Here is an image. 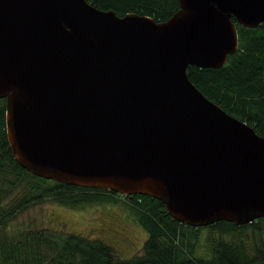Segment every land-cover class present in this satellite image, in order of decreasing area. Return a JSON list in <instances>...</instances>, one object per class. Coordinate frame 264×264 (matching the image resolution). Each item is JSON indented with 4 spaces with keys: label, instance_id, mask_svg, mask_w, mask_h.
I'll use <instances>...</instances> for the list:
<instances>
[{
    "label": "water",
    "instance_id": "95a60500",
    "mask_svg": "<svg viewBox=\"0 0 264 264\" xmlns=\"http://www.w3.org/2000/svg\"><path fill=\"white\" fill-rule=\"evenodd\" d=\"M167 19L89 0H0V97L15 159L67 184L162 199L191 225L264 217V136L208 98L235 21L264 0H179Z\"/></svg>",
    "mask_w": 264,
    "mask_h": 264
},
{
    "label": "trees",
    "instance_id": "16d2710c",
    "mask_svg": "<svg viewBox=\"0 0 264 264\" xmlns=\"http://www.w3.org/2000/svg\"><path fill=\"white\" fill-rule=\"evenodd\" d=\"M89 1L119 15L137 12L160 21L180 6L179 0ZM231 18L238 30L237 50L221 67L190 64L187 74L208 98L264 136V21L246 27L234 15ZM5 112L6 98L0 97V264L264 263V217L242 224L221 219L195 226L172 217L157 197L77 186L33 174L12 153ZM121 197L127 214L147 232L142 254L120 257L104 239L77 232H68L60 239L44 230L29 229L21 238L5 232L8 222L21 211L49 198L84 208L97 202H117Z\"/></svg>",
    "mask_w": 264,
    "mask_h": 264
},
{
    "label": "rangeland",
    "instance_id": "374dc122",
    "mask_svg": "<svg viewBox=\"0 0 264 264\" xmlns=\"http://www.w3.org/2000/svg\"><path fill=\"white\" fill-rule=\"evenodd\" d=\"M29 229L44 230L58 239L68 232L98 237L125 258L142 254L147 237L142 225L127 214L122 197L117 202H97L84 208H73L49 198L21 211L8 222L5 232L21 238V233ZM206 232L204 229L203 235ZM202 242L205 243L204 236Z\"/></svg>",
    "mask_w": 264,
    "mask_h": 264
}]
</instances>
